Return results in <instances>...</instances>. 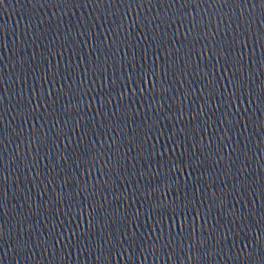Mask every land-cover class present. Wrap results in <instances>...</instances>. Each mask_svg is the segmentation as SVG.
I'll list each match as a JSON object with an SVG mask.
<instances>
[{
	"label": "water",
	"instance_id": "1",
	"mask_svg": "<svg viewBox=\"0 0 264 264\" xmlns=\"http://www.w3.org/2000/svg\"><path fill=\"white\" fill-rule=\"evenodd\" d=\"M0 264H264V0H0Z\"/></svg>",
	"mask_w": 264,
	"mask_h": 264
}]
</instances>
